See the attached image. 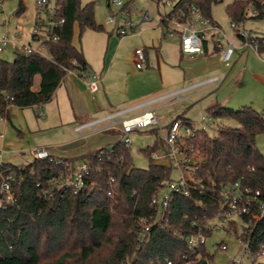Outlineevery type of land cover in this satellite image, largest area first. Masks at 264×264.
Instances as JSON below:
<instances>
[{"label":"trees","instance_id":"1","mask_svg":"<svg viewBox=\"0 0 264 264\" xmlns=\"http://www.w3.org/2000/svg\"><path fill=\"white\" fill-rule=\"evenodd\" d=\"M132 1L125 6L130 8ZM222 1L200 0V5L214 20L212 6ZM62 4L64 27L59 39L49 43L48 56L17 54L12 61L0 57V115L9 120L12 106L24 108L50 101L69 70L91 71L82 47L74 44V35L76 24L81 32L104 29L95 20L96 1L63 0ZM251 7L256 15H250ZM24 10L21 0L17 14ZM226 12L239 24L262 19L264 0H233ZM160 26H168L162 16ZM259 51L264 52V46ZM36 75L41 81L34 90ZM207 113L215 119H235L239 126H219L211 136L183 114L172 120L188 124L195 132L190 143L202 156L197 175L205 194L193 190L190 196L173 195L162 209L151 205L152 196L173 179V169L151 156L159 148V140L146 149L149 166L139 168L116 130L119 137L115 142L80 158L89 162L90 172L77 193L60 188L64 164L77 159L53 155L52 160L34 156L21 165L1 162L0 183L12 175L16 200L8 202L0 195V264H168L167 258L171 264H207L213 256L207 254L206 246L194 253L186 236L204 227L205 216L210 218L222 210V185L240 182L264 189V155L256 144L257 136L264 133L263 113L252 106L233 109L220 102L210 105ZM146 226L150 227L147 232ZM198 254L201 259L195 261Z\"/></svg>","mask_w":264,"mask_h":264},{"label":"rangeland","instance_id":"2","mask_svg":"<svg viewBox=\"0 0 264 264\" xmlns=\"http://www.w3.org/2000/svg\"><path fill=\"white\" fill-rule=\"evenodd\" d=\"M20 1L3 0L0 4V38L6 34H14L19 22L29 28V20L34 12V1L22 0L25 10L17 14ZM90 1L92 0H81V3L86 4ZM95 1V20L104 29L85 28L81 32L79 26L75 25V41L82 47L90 70L99 75L98 72L107 58L106 52L109 57L115 53L117 56L113 68L117 72L115 80L119 82L118 89L114 88L116 98L126 100L152 98L150 102L153 101L152 103L147 101L149 104L141 109L128 112L121 117H130L136 112L147 109H155L157 115L155 124L129 135L131 139L129 150L136 167L149 166L150 157L146 149L154 145L157 140L162 143L167 130L166 125L178 115L183 114L196 128L205 129L211 136L217 134L219 126H239V123L232 118L210 117L207 108L215 102L233 109L252 106L264 115V52L249 50L244 61L232 69L224 86L214 91L211 89V83H203L215 72L224 75L222 69L219 71L210 69L214 67V60L208 62L203 57L182 56L180 37L177 33H170L164 29L165 36H162L156 35L153 29H144L152 22L157 24L160 13L169 11L168 7H159L152 0H133L130 4L131 19L138 29L134 33L121 36L117 32V26L107 23V19L112 11H119L122 7L112 4L109 6L113 0ZM232 1L223 0L212 6L213 19L227 30L231 20L227 15L226 7ZM146 12L149 13L150 19L143 21ZM5 19L10 20V25L3 24ZM171 28H174V25H171ZM245 28L249 32L264 35V21L261 19L248 20ZM138 48L143 49L145 53L148 52L149 55V61L145 63L143 69H139L135 64V51ZM16 55L17 53L10 48L0 52V57L8 61L14 60ZM39 81L40 75H36L34 83L37 84ZM186 84L193 88L190 92H182V98L177 100L174 93L182 90ZM41 105L42 107L40 105L11 107V115L18 119L21 129L15 127L9 119L6 122L0 120V132L5 134L4 138L0 137V148L4 150L0 161L15 165L25 164L34 158L32 148L43 146L54 148L74 137L67 126L50 127L49 108L56 106V101L50 100ZM43 113L47 114L46 118L41 116ZM256 144L264 155V133L257 136ZM196 153L199 154L198 151ZM155 161L170 164L166 159ZM178 176V171L173 170L172 178L177 179ZM215 222L217 220H213L211 224ZM223 242L229 247L226 251L218 249V245ZM206 245L214 254L213 264H229L230 258H240L243 251V246L237 241L236 233L223 228L215 227Z\"/></svg>","mask_w":264,"mask_h":264},{"label":"built area","instance_id":"3","mask_svg":"<svg viewBox=\"0 0 264 264\" xmlns=\"http://www.w3.org/2000/svg\"><path fill=\"white\" fill-rule=\"evenodd\" d=\"M33 1L34 12L29 20V28L25 27L23 23H17L13 36L6 34L0 38V52L10 48L17 54L39 53L44 56L49 55V43L59 39V33L64 27L65 18L61 16L63 0ZM126 1L128 0H113L110 6L112 4L122 8L116 12L112 11L107 19V23H113L117 26V32L121 36L134 33L138 29L131 19L130 8L125 6ZM152 1L157 3L159 7L166 6L169 8V11L160 13V16L168 22L165 30L179 35L180 49L184 55L196 57L206 53H217L222 63L229 64L234 60L238 51L254 50L259 53L260 47L264 46L263 35L257 32H249L245 28L246 22L251 19L242 24L231 20L227 30L220 23L204 14L200 0ZM256 14V9L251 7L250 15ZM148 18L149 13L146 12L144 19ZM261 20L264 21V17ZM10 23L9 19H5L3 22L7 26ZM171 25H174V28H171ZM135 55L136 66L144 68L147 62L145 51L138 48ZM72 63L78 65L76 59H73ZM69 72H77L92 93H96L100 89L101 76L95 72L73 70H69ZM206 82L215 83L216 87L220 84L221 79L219 75H213ZM192 88V86L186 85L182 90L176 91L174 94L177 100L182 98V92H190ZM120 113L106 114L99 120L79 123L75 125L74 130L79 137H86L97 132L118 130L121 132L120 139L129 147L131 143L129 135L132 132L141 131L157 122L155 109H147L130 117H121L123 114ZM0 120L6 122L8 119L6 116L0 115ZM194 136L195 132L192 127L182 121H174L167 126L162 143L158 149L152 152L151 156L154 160H168L169 165L173 170L178 171L179 176L177 179H171L165 187L152 196L151 205H156L160 209L165 208L169 205L173 195L190 196L193 190H197L202 195L205 194L204 185L197 175L202 156L200 153V155L196 153L197 150L190 143ZM0 137H5L4 132H0ZM31 150L34 156L38 158H50L52 160L53 155L46 148L34 147ZM3 151V148H0V160ZM58 162L63 163L60 159ZM89 172L90 166L87 160L65 163L64 171L61 173L60 188L72 189L77 193L85 185ZM11 179L12 175H9L0 183V195L3 194L4 199L8 202L16 200L11 187ZM113 180V178L110 179L111 182ZM219 198L222 210L210 218L205 216L206 224L204 227H199L196 232L186 236L190 250L195 253L205 245L207 254L213 256L212 259H207V264H213L214 254L208 250L206 245L210 237L209 232L212 233L215 227L223 228L227 231H234L238 243L243 246L241 257L230 258L229 264H264V189L243 186L240 182L227 183L222 185ZM213 220H217V222L212 225ZM149 229V226L145 227L146 232ZM218 249L226 251L229 247L223 242L218 245ZM196 257L195 261L201 259L200 254ZM166 260L168 264L172 263L169 258ZM185 264H192V261H187Z\"/></svg>","mask_w":264,"mask_h":264},{"label":"crops","instance_id":"4","mask_svg":"<svg viewBox=\"0 0 264 264\" xmlns=\"http://www.w3.org/2000/svg\"><path fill=\"white\" fill-rule=\"evenodd\" d=\"M148 19H150V16ZM143 21H145V19H143ZM144 29L145 30L153 29L155 30L154 32L156 35L165 36L164 28L160 26V19L157 24L152 22ZM74 44L79 45L75 41V35H74ZM106 53H107L106 55L107 58L105 60V63L103 64L102 69L101 70L99 69L100 71L98 72L99 75L101 76V84H100V89L96 93H92L90 91L85 81L79 76L77 72H69L66 74L61 84L56 89L53 98L51 99L52 102L56 101V106H51L49 108L48 114H50L49 116L50 127L60 126V125L64 127L67 126L71 129L74 135V137L65 144L58 145L54 148H51L50 146L41 147L48 149L52 155L58 158H70V159H77L76 161H80L81 157L93 151L98 150L99 148L105 146L106 144L115 142L119 137L117 134L114 133L116 130L97 132L90 134L86 137H79L74 130L75 125L79 123H87L93 120H99L106 114L114 115L128 110L129 112H135L141 109L143 106H145L146 103H149L150 99H152V98H144L139 100L117 99L115 96L116 93H114L116 92L114 88L118 89L119 82L115 80V74L117 72L113 68L117 55L113 53L109 57L108 52ZM247 53L248 51H238L234 57V60L229 64L222 63L217 53H206L205 55L196 56L198 58L203 57L207 59L208 62L214 60V67H213L214 69L212 67L209 68L215 71H219L221 69L224 71L223 72L224 75H221L218 72L213 73L203 83L208 81L213 75H219L221 79L220 84H218L215 87L216 84L211 83L212 84L211 89L214 91L221 89L224 86L227 78L229 77L232 69L235 67V65L244 61V58ZM182 56H184V54H182ZM146 57L148 62L149 61L148 52H146ZM40 81H41V77H40ZM40 81L37 84L34 83V90L39 89ZM40 106L42 107V105ZM53 109L58 111L56 112ZM143 111L145 110H142L141 112H136L131 116L138 115ZM46 115H47L46 113H43L44 118L47 117ZM43 122H47V121H43ZM167 126L168 124L166 125V128Z\"/></svg>","mask_w":264,"mask_h":264},{"label":"water","instance_id":"5","mask_svg":"<svg viewBox=\"0 0 264 264\" xmlns=\"http://www.w3.org/2000/svg\"><path fill=\"white\" fill-rule=\"evenodd\" d=\"M153 101H151L150 103H152ZM147 104H149V103H146L145 105H147ZM126 112H129V110L128 111H123V112H121L120 114H124V113H126ZM11 122L13 123V125L15 126V127H17V128H19L20 129V125H19V123H18V120L15 118V117H12L11 118Z\"/></svg>","mask_w":264,"mask_h":264}]
</instances>
